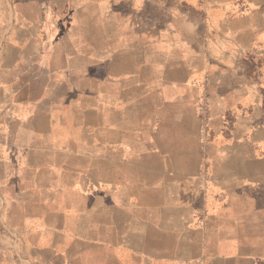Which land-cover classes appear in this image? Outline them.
<instances>
[{
	"label": "crops",
	"instance_id": "0c3cea01",
	"mask_svg": "<svg viewBox=\"0 0 264 264\" xmlns=\"http://www.w3.org/2000/svg\"><path fill=\"white\" fill-rule=\"evenodd\" d=\"M185 3L193 7L186 10ZM236 4L242 15L224 20V27L214 24L211 16ZM37 9L36 20L20 29L33 31L40 62L33 78L45 77L44 86L34 94L25 82L28 71H17L14 79L13 71H0L8 75L0 86V216L16 230L22 253L15 259L0 230V264H56V252L71 253L66 242L116 248L100 244L103 208L88 210L102 205L104 192L88 179L87 165L73 159L102 158L103 172L106 160L122 156L116 154L120 147L129 152V135L136 139L146 129L130 124L127 111L153 108L130 99L134 93H157L161 108L191 111L199 135L203 108L213 121L232 117L219 152L226 164L230 158L238 165L209 181L204 202L215 207L208 218L219 238L210 245L216 263L264 264V69L253 72L255 57L264 60V0H39ZM74 94L77 102L69 103ZM94 94L101 119L91 122ZM108 112L112 120L105 118ZM214 130L217 136L220 129ZM94 144L96 151L90 150ZM180 190L176 205L184 230L191 200L185 201L184 182ZM233 191L240 194L233 197ZM238 199L240 219L233 218ZM231 222L240 223L239 251L227 228ZM221 238L225 248L217 253Z\"/></svg>",
	"mask_w": 264,
	"mask_h": 264
},
{
	"label": "rangeland",
	"instance_id": "374dc122",
	"mask_svg": "<svg viewBox=\"0 0 264 264\" xmlns=\"http://www.w3.org/2000/svg\"><path fill=\"white\" fill-rule=\"evenodd\" d=\"M38 2L39 0H0V71L5 69L13 71L14 74L9 72V79L16 78L17 71H28L29 73H25V82L34 94L44 86L42 84L45 77L39 78L38 74H35L33 78L40 63L36 55L34 56L37 47L32 43L33 31L20 28L31 23L33 19L36 20ZM192 7L186 3L184 5L186 10ZM232 9L223 15L211 16L214 24L224 27V20L229 21L232 17L242 15L237 4ZM55 50L60 53L63 46L56 47ZM41 51L43 53V49ZM253 63L254 73L264 69L263 59L258 61L255 57ZM1 74L0 86L8 77ZM78 96L74 94L71 99L68 98L69 103H76ZM130 96V99L136 96L137 101L152 104L153 108L138 107L136 110L127 111L129 118L127 120H130V124L134 122L140 130L146 129V132L138 131L136 139L129 135V142L125 147L129 152L124 154L120 147L121 151H116V154L122 156L115 158L114 161L106 160L103 172L100 166L102 158H90L88 161L75 157L73 159L75 165H87L88 179L90 182L94 180L99 182V188L104 192L105 199L102 205L99 204L98 207L94 203L88 210L96 214L98 208L99 210L103 208L105 237L100 239V244L103 242L115 245L116 248L112 251L97 245L87 248L83 243L68 247L69 244L66 242L64 246L69 248L71 253H64V250L56 252L58 255L56 264H222L216 263L214 247L211 248L210 245L211 243L214 245L219 239L218 237L215 239V234L211 232L208 218L214 213L215 207L208 205L204 200L208 197L211 177L223 179L226 166L230 169L232 165H238L235 159L232 163L230 158L229 164H226V159L220 156L224 153L219 152L220 146L224 143V132L228 129V123L233 120L232 117L229 114L217 115L213 121L208 110L203 108L200 111L199 135L198 118L191 111L171 106L161 108L162 100L157 93H134ZM96 103V94L90 95V110L87 117L91 122L101 119L95 108ZM105 118L112 120L113 113H106ZM215 128L220 129L217 136ZM90 150L96 151L95 144L90 146ZM183 182L185 201L191 200L190 205L185 207V213L192 217L190 219L186 217L184 230H180L182 218L176 201L178 197L183 196L181 195L183 191L180 190ZM200 192L202 199L199 201ZM239 194L238 191H233V197ZM75 198L77 196L73 194L74 201ZM240 207L238 199L233 205V218L240 219ZM74 208L78 209L79 206ZM189 209L193 210L192 213ZM1 210L3 205L0 202V213ZM165 217L168 222H161ZM96 219L97 217H93V225L97 227ZM221 224L224 228L225 223ZM239 224L227 223V228L230 227L234 235L232 241L237 245V248H234L237 251L241 246V240L236 237L240 233ZM98 227L101 229L100 225ZM0 230L8 236L9 247L15 259L21 260L17 232L9 223H4L1 216ZM220 243L222 247L217 248V253L219 249L225 248L224 238L220 239ZM61 249L59 247V250ZM133 249L137 252L133 253ZM233 253L235 252L231 250L230 256ZM218 257L222 258L223 255Z\"/></svg>",
	"mask_w": 264,
	"mask_h": 264
}]
</instances>
